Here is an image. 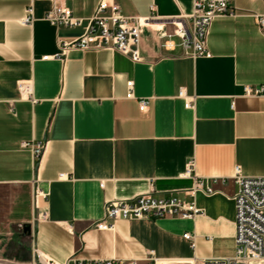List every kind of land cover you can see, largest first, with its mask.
Here are the masks:
<instances>
[{"label": "crops", "instance_id": "obj_1", "mask_svg": "<svg viewBox=\"0 0 264 264\" xmlns=\"http://www.w3.org/2000/svg\"><path fill=\"white\" fill-rule=\"evenodd\" d=\"M98 1L66 0L82 24L54 27L43 18L52 0H0V250L31 262L38 249L58 263L71 255L136 264H154L150 253L191 264L232 256L235 166L264 176V96L243 91L264 84V26L256 20L264 0H233V15L212 20L210 57L191 56L177 36L163 44V32L174 31L168 20L189 14L192 0H114L125 15L153 16L141 26L139 61L108 47L43 59L58 52L59 39L81 34ZM30 4L34 20L21 24ZM20 80H31L34 101L19 98ZM127 80L134 98L125 97ZM23 140L45 144L38 162L20 148ZM212 178V193L190 195L194 180ZM34 184L47 192L38 209ZM150 187L156 197L193 199L199 212L95 227L107 201ZM41 211L45 218H37Z\"/></svg>", "mask_w": 264, "mask_h": 264}, {"label": "built area", "instance_id": "obj_2", "mask_svg": "<svg viewBox=\"0 0 264 264\" xmlns=\"http://www.w3.org/2000/svg\"><path fill=\"white\" fill-rule=\"evenodd\" d=\"M233 0H192L191 12L189 14L174 17L169 21L174 26V31L163 32L162 37L167 39L163 42L165 47L171 45L170 37L177 36L180 45L190 53L191 56L210 57L211 53L207 47V37L212 20L223 15L235 13ZM54 27L66 26L77 27L82 24L83 18L74 16L66 0H52L50 9L43 17ZM153 16L125 15L121 13L120 6L114 0H99L87 24L79 36L70 40H58V52L52 55H44L43 59H63L67 53L74 49H98L111 48L120 52L132 61H139V45L141 37V26L148 24ZM34 20L32 4L28 5L25 14L19 22L21 24H32ZM257 23L262 29L264 26V14L256 15ZM126 98H134L133 81H126ZM17 90L20 99L34 101L32 96L31 80H20L17 82ZM244 95L264 96V84L244 85ZM185 98V107L194 108L193 97H188L183 89L177 93ZM13 101L9 102L12 109ZM139 110L145 111L148 105L147 98L138 100ZM21 149L28 148L32 159L38 162L43 154L45 144L23 140L19 143ZM194 165L193 159L186 165L182 176H189ZM66 177L60 173L59 178ZM234 182L236 190L233 195L235 210V251L229 257L206 258L202 264H264V176H246L240 171L238 165L234 169ZM212 179H196L189 189L190 195L196 191L212 193ZM47 192L34 184L32 189V204L39 208V202L45 200ZM199 212L194 200H183L176 196L169 198L156 197L153 195V187L148 191L137 194L129 199H111L104 206L102 219L94 223L98 229H113V222L117 218L131 219L144 217H181L192 218ZM45 211H41L37 218H45ZM190 241L194 248V236L191 233L183 235ZM35 257L30 264H136V260H124L118 258H78L69 256L63 263L44 256L38 249H34ZM149 259L154 264H191L186 258H154L153 253Z\"/></svg>", "mask_w": 264, "mask_h": 264}, {"label": "rangeland", "instance_id": "obj_3", "mask_svg": "<svg viewBox=\"0 0 264 264\" xmlns=\"http://www.w3.org/2000/svg\"><path fill=\"white\" fill-rule=\"evenodd\" d=\"M7 248H3V251L0 250V264H30V261L28 262L27 257L24 258L22 254L16 255V254H10V252H6ZM13 252H15V249H12Z\"/></svg>", "mask_w": 264, "mask_h": 264}]
</instances>
